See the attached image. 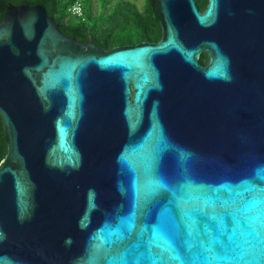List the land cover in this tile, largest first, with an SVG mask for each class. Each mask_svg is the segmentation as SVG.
<instances>
[{"label":"water","instance_id":"95a60500","mask_svg":"<svg viewBox=\"0 0 264 264\" xmlns=\"http://www.w3.org/2000/svg\"><path fill=\"white\" fill-rule=\"evenodd\" d=\"M152 3L111 49L7 5L0 264H264V0Z\"/></svg>","mask_w":264,"mask_h":264},{"label":"trees","instance_id":"16d2710c","mask_svg":"<svg viewBox=\"0 0 264 264\" xmlns=\"http://www.w3.org/2000/svg\"><path fill=\"white\" fill-rule=\"evenodd\" d=\"M79 1L84 18L72 15L69 6ZM92 0H0V21L8 4H40L47 14L58 23L60 30L79 41H86L91 35L94 43L111 49L117 45L135 44L140 41H158L161 37V25L152 0H143L140 10L133 0H95L97 10L93 12ZM200 9H204L207 0H196ZM202 63L208 60L207 54L199 57ZM7 151V138L3 132L0 115V161Z\"/></svg>","mask_w":264,"mask_h":264},{"label":"built area","instance_id":"2783aa9c","mask_svg":"<svg viewBox=\"0 0 264 264\" xmlns=\"http://www.w3.org/2000/svg\"><path fill=\"white\" fill-rule=\"evenodd\" d=\"M68 10L70 11V13L72 15H75L77 17H81V18H84V14H83V8H82V5L79 1H75L73 2Z\"/></svg>","mask_w":264,"mask_h":264},{"label":"rangeland","instance_id":"374dc122","mask_svg":"<svg viewBox=\"0 0 264 264\" xmlns=\"http://www.w3.org/2000/svg\"><path fill=\"white\" fill-rule=\"evenodd\" d=\"M133 1H135L137 7L140 10L143 8V6H144V1L143 0H133ZM91 3H92V7H93V12H96V10H97L96 1L92 0Z\"/></svg>","mask_w":264,"mask_h":264},{"label":"flooded vegetation","instance_id":"af4514ba","mask_svg":"<svg viewBox=\"0 0 264 264\" xmlns=\"http://www.w3.org/2000/svg\"><path fill=\"white\" fill-rule=\"evenodd\" d=\"M201 10H203V9H201ZM81 42H83V41H81ZM206 62H207V61H206ZM206 62H205V63H206ZM205 63H203V64H205Z\"/></svg>","mask_w":264,"mask_h":264}]
</instances>
